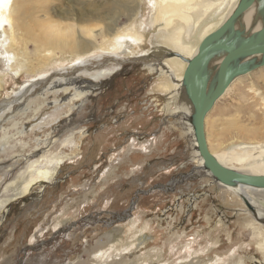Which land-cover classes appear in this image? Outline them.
I'll use <instances>...</instances> for the list:
<instances>
[{
  "label": "rangeland",
  "instance_id": "rangeland-1",
  "mask_svg": "<svg viewBox=\"0 0 264 264\" xmlns=\"http://www.w3.org/2000/svg\"><path fill=\"white\" fill-rule=\"evenodd\" d=\"M65 1L23 0L22 30L8 44L17 48L23 40L20 53L35 71L13 72L0 44V264H264L249 224L264 220L198 169L181 93L171 97L175 91L156 89L158 61L147 58L155 66L149 69L121 56L111 75L95 79L88 70L112 64L100 48L65 49L57 58L62 52L40 27L48 14L59 21ZM138 2L142 27L150 0ZM233 4L212 19L206 16L189 43L197 45L204 33L216 30ZM153 34L142 42L150 53L161 44ZM76 90L87 95L72 101ZM16 122L23 134H17ZM205 128L219 153L245 145L264 148V66L234 80ZM5 131L12 136L8 142L2 140ZM38 168L53 175L29 183Z\"/></svg>",
  "mask_w": 264,
  "mask_h": 264
},
{
  "label": "bare ground",
  "instance_id": "bare-ground-1",
  "mask_svg": "<svg viewBox=\"0 0 264 264\" xmlns=\"http://www.w3.org/2000/svg\"><path fill=\"white\" fill-rule=\"evenodd\" d=\"M233 1L234 7L232 8L234 9L239 0H150L148 21L146 26L140 27L137 23L140 15L138 0H66L59 9V21L54 20L53 17L51 18L49 14L45 15L43 21L46 23V26L40 27V30L46 39H51V41L54 42L52 44L54 45V50L62 52L59 55L57 54L58 59L68 51L72 53H86L95 47L106 52L108 56H112L109 59V61H112L109 68L100 69V66L96 71L90 72L88 70L86 74L95 79H103L111 75L115 65L122 63L119 59L121 56H124V58L127 56L129 61L132 62H137V59H139L140 62L144 63L149 69H153L152 67L154 65L150 64L146 58H150L151 56L152 59L153 57L155 59L154 61L159 62L157 66L161 71L158 75L160 83L156 89L167 94L175 91L171 94V97L175 93H181L183 100L180 103V109L184 118L188 120L191 119L194 109L187 97L183 85V74L180 73L181 67L183 66L182 62H186L185 59H191L198 52L201 41L210 34L211 31L204 33L197 45H193L189 43V41L193 38L192 35L194 30L196 28H201L199 26H201L206 16L210 17L211 14L215 16L223 7ZM25 8L26 4L23 0H0V44L5 49L10 69L17 73H20L22 69L27 72L35 71L29 67L24 54L20 53L23 47V40L19 42L17 48L12 46V44H8L9 40H13L14 36L18 39V34L22 30L25 21ZM48 12L49 10H47V13ZM263 19L264 0H257L241 14L235 24V29L242 30L245 33L244 36H247L249 33L256 32L262 27ZM149 33H154L153 35H155L161 43L153 47L151 53L148 50L150 46L146 45L145 48L142 45V42H144V39ZM167 45L170 47H167ZM65 49H67V51L63 52ZM175 54L181 55L182 57L176 56ZM260 57V55H257L255 58L259 59ZM50 58L48 54L43 56L41 60L44 62ZM222 58L223 57L220 55L216 56L209 63L208 71L211 79L217 74ZM88 68L89 67H86V69ZM81 69L85 70V67L83 68V66H81L79 70ZM234 80L220 98L227 95L232 90ZM254 94L255 97H260V93L257 90L254 91ZM86 95V92L76 90L72 101L76 98H84ZM252 98H254V96H252ZM43 104H45V102H43ZM254 104H256V102ZM40 107L41 104L35 111L37 112ZM250 107H252V104H249L248 108ZM18 125L19 122H16L13 127L17 128V134H23L24 129H19ZM205 125L207 127V116ZM237 128L244 133L249 134L253 132L248 130L245 131L243 126H238ZM190 131L194 137L198 169L205 170L203 159L199 155L196 147L193 124L190 125ZM6 133L5 131L2 140L8 142L12 136L10 137ZM84 136L85 133L82 132L78 141L75 143V151L81 149L80 144ZM207 141L210 151L219 162L226 167L247 174L264 175V159H262V155H264L263 147L258 145H245L242 147L245 150L240 149L237 151L233 149L231 151L219 153L211 146L208 136ZM54 142H56V138L50 141V144ZM48 143V141L44 142V144L49 145ZM220 146H222V143ZM234 163L241 164V166L246 164L249 165V168H238L236 165H232ZM40 168L33 172L34 176L30 178L29 183L38 178H48L53 175L51 171L40 170ZM32 170H34V168ZM207 173L211 176L209 171H207ZM218 184L224 187L228 192L238 196L241 200H243L242 196H245L256 209V213L253 212L256 215V219L264 220V188H253L240 183L226 185L218 182ZM27 189L28 184L25 186V190ZM249 224L256 230L258 244L264 251V224L259 225L255 218L250 220Z\"/></svg>",
  "mask_w": 264,
  "mask_h": 264
},
{
  "label": "water",
  "instance_id": "water-1",
  "mask_svg": "<svg viewBox=\"0 0 264 264\" xmlns=\"http://www.w3.org/2000/svg\"><path fill=\"white\" fill-rule=\"evenodd\" d=\"M255 1L257 0H239L226 20L201 41L198 52L191 59H185L187 67L183 74V85L194 109L191 122L196 147L205 169L216 181L226 185L240 183L253 188H264V175L239 172L219 162L209 149L205 128L206 116L232 81L264 66V19L262 27L247 36H244L242 30L235 29L241 14ZM219 55L223 58L217 74L211 79L208 65ZM257 55L261 57L255 58ZM242 198L246 206L256 213L255 207L245 196Z\"/></svg>",
  "mask_w": 264,
  "mask_h": 264
}]
</instances>
